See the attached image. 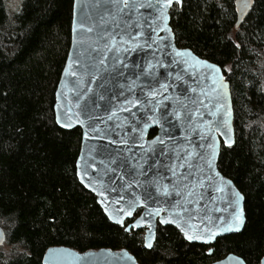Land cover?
I'll list each match as a JSON object with an SVG mask.
<instances>
[{
  "label": "water",
  "instance_id": "obj_1",
  "mask_svg": "<svg viewBox=\"0 0 264 264\" xmlns=\"http://www.w3.org/2000/svg\"><path fill=\"white\" fill-rule=\"evenodd\" d=\"M234 2L238 27L254 0L247 6L245 0ZM164 4L73 0L54 116L62 129L80 128L76 177L109 221L127 232L144 230L145 249L153 247L158 225L175 227L189 243L210 246L241 232L246 223L244 195L218 168L221 145L235 143L230 84L218 64L177 46L170 26L176 3ZM129 211L132 215H125ZM237 214L239 229L224 231ZM177 224L189 234L205 229L219 234L208 242L189 241ZM41 262L140 264L126 248L78 251L68 246L48 247ZM208 264L246 262L228 253Z\"/></svg>",
  "mask_w": 264,
  "mask_h": 264
},
{
  "label": "trees",
  "instance_id": "obj_2",
  "mask_svg": "<svg viewBox=\"0 0 264 264\" xmlns=\"http://www.w3.org/2000/svg\"><path fill=\"white\" fill-rule=\"evenodd\" d=\"M235 0H182L170 9L177 46L218 64L230 84L235 143L221 145L219 170L244 195L239 233L207 246L158 225L151 249L144 230L108 220L77 179L81 130L60 128L54 94L70 44L73 0H0V264H42L50 246L78 251L128 249L140 264H208L228 253L246 264L264 257V0L235 27ZM155 134V129L150 136ZM139 213V210L138 212ZM127 221L125 225L128 223ZM212 253H209V248Z\"/></svg>",
  "mask_w": 264,
  "mask_h": 264
},
{
  "label": "snow or ice",
  "instance_id": "obj_3",
  "mask_svg": "<svg viewBox=\"0 0 264 264\" xmlns=\"http://www.w3.org/2000/svg\"><path fill=\"white\" fill-rule=\"evenodd\" d=\"M181 2V0H175L176 4H179ZM173 3V0H165V4L164 7H168ZM128 3L125 2L124 7H128ZM245 6H247V0H245ZM239 10V9H238ZM139 103V101H137V104ZM135 106V105H134ZM125 111H128V109H124ZM133 115H135V113H133ZM155 122V121H154ZM147 126V125H145ZM137 127H139V124H137ZM159 143L163 144L164 141H159ZM230 143V141H229ZM101 195H103V193H101ZM163 195H168L167 190L164 191ZM149 198H151V194H149ZM122 199V198H121ZM153 212L155 214H158L157 210H153ZM125 215H132V213L129 211L127 213H125ZM241 217L239 216V214H237V216L234 219V224L228 228H225L224 231H231V230H238L239 229V223H240ZM119 222V221H118ZM161 223H170L171 221H167L162 219L160 221ZM178 228L181 229L182 232H184L185 234V238L189 241H195V240H203L204 242H208L210 240H212L213 238H215L219 233L218 232H212L209 229H205L201 234L197 235V234H189L188 231L185 230V227L181 224H177L176 225ZM194 227V226H192ZM12 239V233L9 232L7 237L5 236V233L2 229H0V244H3L6 240L8 242H11ZM147 247H151V243L146 245Z\"/></svg>",
  "mask_w": 264,
  "mask_h": 264
},
{
  "label": "rangeland",
  "instance_id": "obj_4",
  "mask_svg": "<svg viewBox=\"0 0 264 264\" xmlns=\"http://www.w3.org/2000/svg\"><path fill=\"white\" fill-rule=\"evenodd\" d=\"M23 0H6L7 7L9 8L8 11L12 12L16 10V8L21 4Z\"/></svg>",
  "mask_w": 264,
  "mask_h": 264
},
{
  "label": "flooded vegetation",
  "instance_id": "obj_5",
  "mask_svg": "<svg viewBox=\"0 0 264 264\" xmlns=\"http://www.w3.org/2000/svg\"><path fill=\"white\" fill-rule=\"evenodd\" d=\"M127 222V221H126Z\"/></svg>",
  "mask_w": 264,
  "mask_h": 264
}]
</instances>
